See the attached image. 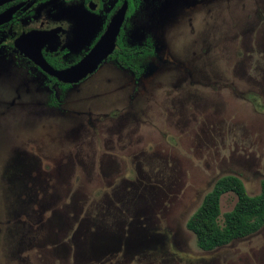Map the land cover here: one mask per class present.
Returning <instances> with one entry per match:
<instances>
[{"label": "rangeland", "instance_id": "1", "mask_svg": "<svg viewBox=\"0 0 264 264\" xmlns=\"http://www.w3.org/2000/svg\"><path fill=\"white\" fill-rule=\"evenodd\" d=\"M132 25L138 79L106 62L60 105L37 77L0 97V264H264V226L210 251L186 227L221 176L260 191L264 0H147Z\"/></svg>", "mask_w": 264, "mask_h": 264}, {"label": "flooded vegetation", "instance_id": "2", "mask_svg": "<svg viewBox=\"0 0 264 264\" xmlns=\"http://www.w3.org/2000/svg\"><path fill=\"white\" fill-rule=\"evenodd\" d=\"M124 3L125 15L114 50L95 71L77 82L58 79L32 58L40 43L41 55L54 70L74 65L94 46ZM144 5L147 0H0V15L6 13L0 21V97L30 92L37 77L47 102L60 105L58 98L67 88L85 81L106 62L129 70L138 79L145 71V60L155 54L150 35L131 43L132 18ZM11 119L13 129H20L19 118Z\"/></svg>", "mask_w": 264, "mask_h": 264}, {"label": "trees", "instance_id": "3", "mask_svg": "<svg viewBox=\"0 0 264 264\" xmlns=\"http://www.w3.org/2000/svg\"><path fill=\"white\" fill-rule=\"evenodd\" d=\"M226 192H233L237 199L220 221V199ZM263 226L264 179L260 182L259 193L250 195L236 175L219 177L186 222V227L195 235L197 246L205 251L247 237Z\"/></svg>", "mask_w": 264, "mask_h": 264}, {"label": "water", "instance_id": "4", "mask_svg": "<svg viewBox=\"0 0 264 264\" xmlns=\"http://www.w3.org/2000/svg\"><path fill=\"white\" fill-rule=\"evenodd\" d=\"M166 4V2H165ZM126 3H124L117 12L113 15L108 23L104 33L100 36L94 46L74 65L61 70H54L46 61L40 52V43L36 45L32 53V58L46 72L56 76L58 79L65 82H77L87 74L95 71L104 59L115 48L117 34L124 19ZM6 16V13L0 15V21Z\"/></svg>", "mask_w": 264, "mask_h": 264}]
</instances>
